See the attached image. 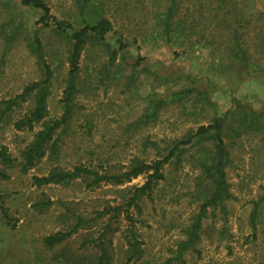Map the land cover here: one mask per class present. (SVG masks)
<instances>
[{
  "label": "rangeland",
  "instance_id": "1",
  "mask_svg": "<svg viewBox=\"0 0 264 264\" xmlns=\"http://www.w3.org/2000/svg\"><path fill=\"white\" fill-rule=\"evenodd\" d=\"M81 1L45 0L51 15L73 29L83 27L85 20H109L112 29L107 42L115 49L120 42L125 49L118 51L109 65L103 47H86L79 60L74 111L68 129L59 135L57 161L43 159L26 175L16 169L6 170L9 178L0 179V195L5 196L4 206L11 219L8 225L0 216V264H43L42 259L48 257L37 254L40 239L55 231L56 225L52 217L38 216L31 207L43 196L53 203L52 211L59 210L61 202H72L80 204V210L87 214L104 202H122L125 190L141 186L146 177L87 191L78 181L36 189L31 186L32 176L46 174L53 165L64 169L79 163L126 165L134 157L148 163L157 156L155 148L143 149L146 138L162 151L164 141L181 139L208 124L214 116L226 112L233 101L264 111L263 71L242 81L239 69L230 73L223 72L222 64L216 68L221 53L205 43V38L212 40L208 33L188 37L183 32L165 42L155 13L165 10L166 0H89V11L80 15ZM198 1L202 2L180 0V15L186 13L184 9L196 10L194 3ZM254 1L256 9L264 10V0H238V6L249 12ZM39 17V10L22 6L17 0H0V100L44 78V69L29 44L36 32L44 61L52 72L48 116L58 119L68 67L67 38L43 27ZM179 90L190 93L180 102L164 105L154 120L127 128L143 114L148 97L167 101ZM201 91H206L212 106L202 102L198 95ZM28 108L27 103L14 117ZM31 139L30 132L0 127V145L7 146L12 158L17 159ZM235 144L230 148L231 163L226 169L231 198L223 214L219 208L207 211L195 250L184 254V264H264V139L249 135ZM191 153L188 151L177 166H164L165 179L155 188L152 202L142 205L141 222L136 227L144 256L136 264H167L176 242L184 238V228L199 212L200 192L194 180L197 171L187 162ZM113 244V264H121L124 247L119 234Z\"/></svg>",
  "mask_w": 264,
  "mask_h": 264
},
{
  "label": "trees",
  "instance_id": "2",
  "mask_svg": "<svg viewBox=\"0 0 264 264\" xmlns=\"http://www.w3.org/2000/svg\"><path fill=\"white\" fill-rule=\"evenodd\" d=\"M17 1L22 6L39 10L38 23L43 27H50L51 32L56 35L67 38L68 67L61 98L62 114L58 119L49 117L47 100L52 72L44 61L41 42L36 32H33L32 43L29 44L44 69V78L30 82L20 93L0 100V127L11 126L15 131L30 132L32 139L20 150L17 159L11 157L6 145H0L1 180L9 178L6 170L16 169L19 174L26 175L43 159L52 163L57 161L59 135L68 129L74 111L79 60L86 47H103L109 56V65L113 63L117 52L125 49L120 42L117 49L107 42L106 36L112 25L105 18L85 20L83 27L73 29L68 23L58 21L51 15L45 0ZM202 2L194 3L196 10L192 12L184 9L186 13L182 17L180 0H166L165 10L155 13L156 24L161 27L165 42L169 43L174 36L183 35V32L188 37L208 33L212 40L205 38V43L207 46L213 45L221 53L217 57L216 68L222 64L223 72L226 70L230 73L237 68L243 74L242 81L252 74L264 72V10L256 9L255 1L249 12L238 6V0ZM88 4L89 0L80 2V15L89 11ZM8 41L9 38L6 45ZM188 93L190 92L186 90L172 92L167 101L148 97L143 114L127 128L154 120L164 105L180 102L187 98ZM198 95L202 102L212 106L207 100L206 91H201ZM27 103L30 108L24 114L14 117ZM249 135H260L264 139V111H254L239 101H233L226 112L214 116L208 124L198 126L181 139L164 141L162 151H158L160 147L156 142L144 139L143 149L155 148L158 157L148 163L134 157L126 165L79 163L70 169L53 165L46 174L32 176L31 186L36 189L66 186L78 181L87 191H94L103 185L118 187L141 175L146 176L141 186L125 190L122 202L114 205L104 202L87 214L80 210V204L72 202H61L59 210L52 211L53 203L43 196L31 207L38 216L52 217L56 228L40 239L37 254L48 256L42 259L43 264H113V240L119 234L124 247L121 264L139 263L144 256V248L136 225L141 222L142 205L145 201L152 202L155 188L165 179L164 166L179 165L184 160V155L192 150L187 162L197 171L194 180L196 190L200 192L201 204L192 223L184 228V238L176 242L171 258L166 261L167 264H184V254L195 250L201 222L207 211L219 208L222 214L225 212V204L231 198L226 179V169L231 163L230 148ZM4 199L5 196L0 195V216L9 225L11 219L4 206ZM71 243L76 246H71Z\"/></svg>",
  "mask_w": 264,
  "mask_h": 264
}]
</instances>
